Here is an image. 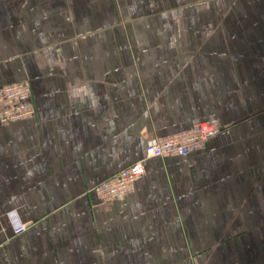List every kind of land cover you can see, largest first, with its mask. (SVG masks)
<instances>
[{"label":"crops","instance_id":"obj_1","mask_svg":"<svg viewBox=\"0 0 264 264\" xmlns=\"http://www.w3.org/2000/svg\"><path fill=\"white\" fill-rule=\"evenodd\" d=\"M263 57L264 0H0V87L36 109L0 122V264H264ZM210 119L207 148L146 157Z\"/></svg>","mask_w":264,"mask_h":264},{"label":"built area","instance_id":"obj_2","mask_svg":"<svg viewBox=\"0 0 264 264\" xmlns=\"http://www.w3.org/2000/svg\"><path fill=\"white\" fill-rule=\"evenodd\" d=\"M264 67V57L262 58ZM36 109L32 100V86L29 81H22L0 87V122L9 124L19 120L32 118ZM227 129L217 119L201 121L192 128L161 138L148 141L146 157L187 156L188 154L207 148L210 141L224 134ZM145 173L144 160H138L114 176L97 183L92 191L99 200L106 204L120 199L134 190L135 182ZM13 232L20 234L27 229L19 213H8Z\"/></svg>","mask_w":264,"mask_h":264}]
</instances>
